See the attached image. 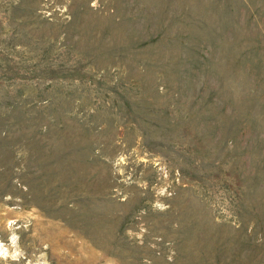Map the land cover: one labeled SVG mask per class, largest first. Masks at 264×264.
I'll list each match as a JSON object with an SVG mask.
<instances>
[{"label": "rangeland", "instance_id": "374dc122", "mask_svg": "<svg viewBox=\"0 0 264 264\" xmlns=\"http://www.w3.org/2000/svg\"><path fill=\"white\" fill-rule=\"evenodd\" d=\"M0 264H264V0H0Z\"/></svg>", "mask_w": 264, "mask_h": 264}, {"label": "clouds", "instance_id": "9594fccd", "mask_svg": "<svg viewBox=\"0 0 264 264\" xmlns=\"http://www.w3.org/2000/svg\"><path fill=\"white\" fill-rule=\"evenodd\" d=\"M5 255H6V253H5Z\"/></svg>", "mask_w": 264, "mask_h": 264}]
</instances>
